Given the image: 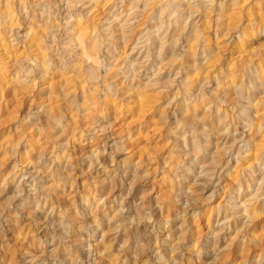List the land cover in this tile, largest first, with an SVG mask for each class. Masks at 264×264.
Returning a JSON list of instances; mask_svg holds the SVG:
<instances>
[{
    "label": "clouds",
    "instance_id": "9594fccd",
    "mask_svg": "<svg viewBox=\"0 0 264 264\" xmlns=\"http://www.w3.org/2000/svg\"><path fill=\"white\" fill-rule=\"evenodd\" d=\"M0 264H264V0H0Z\"/></svg>",
    "mask_w": 264,
    "mask_h": 264
}]
</instances>
